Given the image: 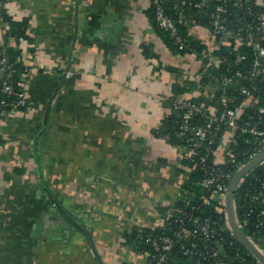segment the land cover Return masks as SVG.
I'll return each instance as SVG.
<instances>
[{"label": "crops", "instance_id": "0c3cea01", "mask_svg": "<svg viewBox=\"0 0 264 264\" xmlns=\"http://www.w3.org/2000/svg\"><path fill=\"white\" fill-rule=\"evenodd\" d=\"M189 1L175 0L180 22L215 49ZM151 5L0 0V49L21 51L27 101L0 115V264H136L125 233L166 224L188 167L155 128L167 99L212 106L218 83L198 52L174 51Z\"/></svg>", "mask_w": 264, "mask_h": 264}, {"label": "trees", "instance_id": "16d2710c", "mask_svg": "<svg viewBox=\"0 0 264 264\" xmlns=\"http://www.w3.org/2000/svg\"><path fill=\"white\" fill-rule=\"evenodd\" d=\"M166 12L174 18L179 33L183 36L185 44H181L170 31L160 27L155 21L156 28L163 35L164 39L171 45L176 52L196 51L208 62L203 56L207 50V44L200 38L192 36L180 22V13L176 7L175 0H163ZM202 0H190L188 6L196 21L202 25L208 26L213 30V18L219 4L226 6V11L222 12V18L227 27L236 32L240 29L242 33L247 35L248 31H254V34L260 33L256 30L259 22L258 13L264 9V4L258 0H241V4L233 3V0H206L203 4L197 5ZM152 15L155 19V5H151ZM27 20L10 19L9 33L15 35L18 39L21 37L28 38L26 32ZM221 35L217 34L220 40ZM221 41V40H220ZM214 54L220 58L218 63L208 64L210 74L218 83L214 96L216 103L220 108L223 106L220 102V95L226 92L231 99V105H242L243 111L239 117V123L246 125L248 122L257 124L260 128H264V113H260L259 108L264 106V75H253L252 69L257 58L254 43L247 38L238 46L234 44L220 42L213 50ZM21 51L13 47H8L7 51L0 49V59L6 55L14 70L5 71L4 77L7 76L14 88H18L17 82L22 79L25 66L20 59ZM264 65V57L261 58ZM241 72V75L238 74ZM223 75L234 77V81L229 84H219L218 80ZM208 78L205 77L204 81ZM167 99L166 103L170 107L168 115L156 126L155 132L158 135L169 136L172 143L187 144L188 134H181V124L184 121L182 112L174 111V98ZM4 98L7 102L16 99L15 94H9L1 89L0 82V99ZM194 99V98H193ZM200 104V100L194 99ZM203 112L207 110L204 106ZM182 111V110H181ZM201 110L197 111L190 119L191 124L203 123L205 114ZM188 132L189 130L186 129ZM231 133L229 143L226 145L223 156L225 163L217 164L214 160L215 153L210 152L206 157V167L201 162V156L207 150L205 145L199 147L192 157L181 156L180 160L188 167L187 176L182 183L180 193L178 194L174 204L164 206L162 209L167 218L165 225L156 228H147L137 226L125 233V239L128 245L137 252L154 250L153 245L147 240L150 236L160 233L171 234L174 238V245L169 254V258L165 264H196V261H205L200 258L198 251L185 252L186 247L192 245L195 237L192 235L182 234L177 236L175 230H179L183 225L193 227L195 218L210 216L215 221L214 228L216 230L213 240L216 245L222 244L220 254L225 259V264H263L259 258L246 246V244L237 236L231 228L228 221L227 208L221 202V196L218 194L212 197L210 203H204V195H211L213 191L202 184V179L206 174V170L212 166H221L227 172H231V176L226 180L229 184L235 172L251 157L254 151L255 143L253 142V134L249 131H242L240 128L230 131L222 126L219 135L215 137L214 142L210 144L214 150L222 143L225 132ZM0 136V142H1ZM206 142V141H205ZM207 143V142H206ZM264 151V150H262ZM261 151V152H262ZM260 152V153H261ZM264 159L248 170L236 185L232 197L235 210L236 220L241 226L244 233L264 252ZM201 246L199 247V249ZM209 264H219L217 261H210Z\"/></svg>", "mask_w": 264, "mask_h": 264}, {"label": "built area", "instance_id": "2783aa9c", "mask_svg": "<svg viewBox=\"0 0 264 264\" xmlns=\"http://www.w3.org/2000/svg\"><path fill=\"white\" fill-rule=\"evenodd\" d=\"M206 0L202 2H197V5H201ZM264 4V0H258ZM155 5V21L157 24L170 31L172 35L176 37V40L181 44H185L183 36L179 33L178 27L174 18H172L165 10L163 0H152ZM235 4H241V0H233ZM226 6L224 4H219L217 6V11L213 18V34L217 37L219 33L221 35L220 42L234 44L238 47L244 38L254 43L257 58L255 60V65L252 69L253 75H264V65L261 63V58L264 57V9L258 13V24L256 30L260 33L259 35L254 34V31H248L247 35L244 36L242 30L232 32L227 24L224 22L221 13L226 11ZM214 49L207 46V50L204 51L203 56L208 59L207 64L218 63L220 58L214 54ZM14 70L13 64L10 63L8 56L4 55L0 59V82L1 89L9 94H15L16 99L11 102H7L4 98L0 99V115L17 109L21 106L26 105V91L25 83L26 81L22 78L17 84L18 88H14L7 76L4 77L5 71L11 72ZM69 74V72H66ZM241 75V72H238ZM234 81V77L230 75H223L221 79L218 80L219 84H229ZM217 89V88H216ZM216 91V90H215ZM214 91V92H215ZM221 105L220 108L217 104L212 106H207L205 104H200L193 98L186 97L183 95H178L174 98V111L182 112L184 118L181 124V134H188L187 140H190L189 146L187 144H176L175 146L179 149V155L192 157L197 149L203 145L207 152L201 156V162H203L205 168L207 155L211 152L215 153L214 160L217 164L225 163V156H218V147L214 148L210 145L214 142L215 137L219 135V130L222 126L230 131H235L240 128L242 131H249L253 134V142L255 143L254 151L250 154L251 159L257 156L262 150H264V128H260L257 124L247 123L246 125H241L239 123V117L243 111L242 105H231V97L227 95L226 92H222L220 97ZM206 107L205 113L203 112V107ZM182 110V111H181ZM202 111L206 118L203 123L191 124L190 119L197 111ZM260 113H264V106L259 108ZM186 129L189 131L187 132ZM207 143H206V142ZM231 176V172H227L221 166H212L206 170V174L202 179V184L210 188L213 193L211 195H204L203 202L210 203L213 196L217 194L221 196V202L226 205L225 195L227 191L228 184L226 180ZM264 202V196L262 197ZM215 221L212 220L210 216L195 218L194 226L187 227L182 226L179 230H175L177 236L185 233V235L195 237L192 241L190 247L185 248V252L198 251L200 258L205 261H196V264H209L210 261H217L219 264H225V259L220 254L222 249V244L216 245L213 240V236L216 232L214 228ZM153 245L154 250H147L140 252L144 255L142 260H139L136 264H165L169 258V254L174 245V238L171 234L160 233L155 236H150L147 238ZM201 248L199 249V247Z\"/></svg>", "mask_w": 264, "mask_h": 264}, {"label": "water", "instance_id": "95a60500", "mask_svg": "<svg viewBox=\"0 0 264 264\" xmlns=\"http://www.w3.org/2000/svg\"><path fill=\"white\" fill-rule=\"evenodd\" d=\"M264 159V151L259 153L254 158L250 159L248 162H246L244 165H242L233 175L231 178L226 195V208H227V214H228V221L233 229V231L237 234V236L246 244V246L259 258V260L264 264V252L244 233L241 226L236 220L235 210L233 206V191L238 184L241 177L250 170L253 166H255L257 163L262 161Z\"/></svg>", "mask_w": 264, "mask_h": 264}]
</instances>
